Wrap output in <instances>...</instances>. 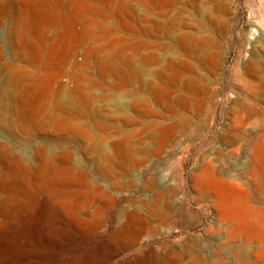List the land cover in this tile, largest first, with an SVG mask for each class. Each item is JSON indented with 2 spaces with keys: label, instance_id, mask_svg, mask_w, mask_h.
I'll use <instances>...</instances> for the list:
<instances>
[{
  "label": "rangeland",
  "instance_id": "rangeland-1",
  "mask_svg": "<svg viewBox=\"0 0 264 264\" xmlns=\"http://www.w3.org/2000/svg\"><path fill=\"white\" fill-rule=\"evenodd\" d=\"M219 1L227 13L191 0H11L13 15L0 19V161H77L90 182L117 183L94 195L95 231L131 226L138 212L141 247L173 243L178 264H264V127L233 105L248 93L243 64L264 46V0ZM125 98L135 107L107 118ZM30 196L38 242L28 215L0 218L4 238L19 243L24 229L21 249L36 247L45 264L81 254L92 241Z\"/></svg>",
  "mask_w": 264,
  "mask_h": 264
},
{
  "label": "bare ground",
  "instance_id": "bare-ground-1",
  "mask_svg": "<svg viewBox=\"0 0 264 264\" xmlns=\"http://www.w3.org/2000/svg\"><path fill=\"white\" fill-rule=\"evenodd\" d=\"M191 1L197 9L206 5V9L212 13H227L228 11L227 3L224 1ZM13 13L11 0H0V19L4 15H13ZM184 37L185 35L182 40ZM178 38L180 39V37ZM194 45L198 47V42H195ZM249 58L243 64L240 73V86L248 92L247 97L234 100L233 105L248 111L251 115H261L260 124L264 127V46L259 54L252 52ZM54 105L57 109H61L63 106L71 108L73 102L71 99H57ZM135 105V102L128 98L113 102L110 111L106 112L105 116L114 118L120 114L122 108H134ZM93 116H95V111H93ZM51 117L49 116V121H51ZM90 162L93 171L99 177H106V171L99 161ZM106 163L109 167L111 165L122 166L121 161H106ZM107 166L105 168H109ZM88 177V168L78 166L77 161H0V218L9 220L16 215L30 216V220L34 224L30 237L33 242L37 243L39 228L35 224L36 209L30 196L36 192L42 200L55 208L64 223L92 241L81 254L71 255L66 264H95V253L99 255V264H111L113 256L126 249H135L132 259L127 260L126 264L139 262L178 264L184 258L185 254L179 252L173 243H168L166 248L161 251L156 250L149 242L144 243L141 247L140 227L148 225V222L138 212L131 213V226L122 228L108 226L101 231H95V223L91 224L95 218V206H92L96 202L94 195L100 191L108 198L110 197L108 190L117 188L118 184L109 182L106 189H103L97 182H90ZM146 211L151 212V208L147 207ZM24 231L23 229L19 232V243L12 236L4 238L5 225L0 219V243H3L0 248V264H45L39 261L41 251L36 247L26 248L24 251L21 249L23 244L20 243V239H23ZM151 231L155 232L154 227L151 228ZM98 237H101L102 241L98 242L103 246H97V243H94ZM118 238H128L125 248L116 243ZM21 252L22 256H20ZM198 260L202 264H238L235 258L228 261L220 257L205 259L198 256Z\"/></svg>",
  "mask_w": 264,
  "mask_h": 264
}]
</instances>
